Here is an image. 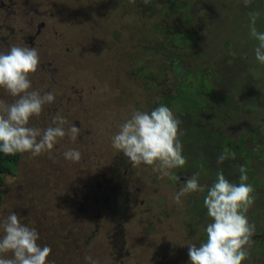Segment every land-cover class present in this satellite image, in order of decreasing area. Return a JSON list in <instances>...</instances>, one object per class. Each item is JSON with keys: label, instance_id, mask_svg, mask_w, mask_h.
I'll list each match as a JSON object with an SVG mask.
<instances>
[{"label": "rangeland", "instance_id": "374dc122", "mask_svg": "<svg viewBox=\"0 0 264 264\" xmlns=\"http://www.w3.org/2000/svg\"><path fill=\"white\" fill-rule=\"evenodd\" d=\"M171 1L151 0L145 5L142 0H0V52L14 45L36 48L40 64L30 76V90L55 95V101L39 117L31 118L28 126L44 129L59 114L67 121L65 129L75 124L81 130L74 143L67 135L58 139L52 149L54 159L47 153L21 154L1 186L0 221L15 212L21 223L35 227L37 243L51 248L48 264H87V255L99 264H190L188 245L199 246L206 240L205 228L211 220L199 214L201 209L193 201L204 193L183 197L182 205L173 200L184 181L198 172L191 167L190 156H184L183 168L172 170L179 180L159 178L151 166L133 167L111 144L133 110L150 112L176 92L174 87L181 81L170 70L173 59L167 50L171 46L163 42L175 26L203 36L179 54L177 62L190 71L214 65L218 69L217 38L230 39L234 49L246 47L241 54L247 68L238 61L234 71L232 65L230 71L219 70L242 97V107L233 108L219 122L226 129L234 125L232 135L247 131L243 126L264 129V65L255 59L258 41L249 34L253 15H257V30L264 32V0H251L248 6L243 0H173L183 4L181 13ZM186 15L191 19L181 20ZM165 29L167 34L161 32ZM152 76L165 83H155ZM229 86L225 89L231 91ZM14 99L0 89V100L10 104ZM166 106L181 121L179 127L187 128L191 120L181 111L188 107L177 108L171 102ZM208 110L210 106H204L195 116L200 121ZM179 140L186 147L188 143ZM255 143L248 147L247 141V149L264 150V135ZM69 149L80 151L79 162L64 159ZM244 157L236 154L238 164L233 165L232 159L225 160V168L239 169ZM249 159L247 164L253 167L262 162L259 155ZM261 171L264 176V168ZM198 179L201 185L210 183ZM260 191L262 199H254L246 214L255 225L252 237L264 229V191ZM260 212L259 220L251 215ZM260 234L251 246L258 250L249 252L242 263L264 264V233Z\"/></svg>", "mask_w": 264, "mask_h": 264}, {"label": "clouds", "instance_id": "9594fccd", "mask_svg": "<svg viewBox=\"0 0 264 264\" xmlns=\"http://www.w3.org/2000/svg\"><path fill=\"white\" fill-rule=\"evenodd\" d=\"M135 3V0H130ZM148 5L151 0H142ZM248 6L251 0H243ZM257 15L250 18L249 34L258 41L254 48L257 62L264 65V32L256 28ZM40 64L36 48L11 46L7 52H0V89L15 98L12 103L0 100V153L5 156L30 153L37 157L47 153L50 159L52 149L58 139L69 137L75 142L80 135V128L72 124L67 129L66 119L57 114L51 118L48 127L41 129L29 127L33 117H39L46 105L55 101L52 92L32 89L30 76ZM181 121L166 105L160 104L150 112L133 110L130 118L119 126L111 138L112 148L122 153L133 166L141 164L151 166L159 178L173 176L172 170L183 168L186 159L182 155V143L179 140ZM67 161L77 163L81 153L69 149L63 153ZM236 153L225 147L219 154L216 163L221 165L225 160L235 159ZM239 183H231L223 172H218L211 186L199 183V172L184 181V186L173 197L177 205H182V198L193 192L204 193L203 206L211 222L205 228L206 240L188 245L190 264H242L248 259L255 233V225L249 223L247 212L254 203L255 189L247 183V169H239ZM0 264H48L47 257L51 248L41 247L37 241L39 233L35 227L23 223L17 213L12 212L0 221ZM11 253V258L5 254ZM87 264H99L92 256L84 257Z\"/></svg>", "mask_w": 264, "mask_h": 264}, {"label": "trees", "instance_id": "16d2710c", "mask_svg": "<svg viewBox=\"0 0 264 264\" xmlns=\"http://www.w3.org/2000/svg\"><path fill=\"white\" fill-rule=\"evenodd\" d=\"M171 4L176 5L174 8L175 10L179 11L180 13L182 12L184 7L181 2L172 0ZM181 20L188 21L186 16H184ZM209 21L211 22V17ZM180 24L183 23L180 22ZM214 26L215 25H212L211 22L210 27L212 28ZM167 31L169 30L166 29L165 32ZM161 32L165 33L164 30ZM195 39L202 41L203 36L199 35L197 37V35L192 34V32H185L178 28L173 34L169 35V37L163 41L164 43H167L171 46V48L167 50L169 57L173 59L171 62L172 69L170 70L173 73V76H178L181 82L178 86L174 87L176 92L164 97L162 104L166 105L168 102H171L173 105H176L177 108L180 106L188 107L187 110H183L181 113L186 114L184 116H187V118L191 120L187 128L184 126L179 127L181 133L179 138L188 143L186 144V147H183V149L187 152L183 153L182 155L186 157L190 156L188 157V161L190 162L191 167L197 169L201 178L206 179V181L209 180L210 183L207 186L212 185L216 179L217 173L221 171L227 180H229L231 183L238 184L240 182L239 169L241 166L245 167L247 169L248 175L247 183L251 184L255 189L253 193L254 199L260 201L262 199L260 190L264 191V176L262 174L261 176L259 175V173L262 172L261 169L264 168V150H261L257 153H252V149H247L246 145L247 141H250L251 143V145L248 147H253L255 144H257L258 142L255 143V141L263 137L264 129H261L258 125L253 127L252 125L243 126V128L247 129V131L237 135H232V133H234L233 130L235 126L232 125V129H226L223 123L219 122V119L226 117L229 113H231L233 108L238 109L242 107L241 95L232 85L229 86L231 83L225 77L226 73L223 71H230L227 69L230 65H232L233 70L235 62L237 63L238 61H242L247 68L248 63L244 60L246 58L243 54H241L243 51L242 49H245L246 47L234 49V46L232 45L233 42H231L230 39L227 40L217 38L215 41V53L218 56V69H216V66L214 65L212 68L190 71L189 68L180 65L177 60L184 46H192V42ZM220 41L223 42V45L220 44ZM159 67H163V64H160ZM220 69H223V71H219ZM198 71L201 73L199 76L197 74ZM144 72L146 74L151 73L146 70ZM191 73L194 75V78L191 77ZM215 73L216 76L214 78H210ZM242 73L244 76L248 75L246 71H243ZM150 79H154V82H157L158 84L165 83L164 81L155 80L156 76L155 78L152 76ZM225 83L229 84L225 86ZM228 86L232 88L231 91L225 89L228 88ZM199 96L204 97L205 99H200ZM207 105L210 106V110H208L206 113L207 116L199 121L197 116H195V113L196 111L201 113V110H203L204 106ZM255 107L257 106H253V108ZM225 147L236 154L242 153V155L245 156L244 161L239 169L234 171L228 170L225 168L228 165V163L225 161L221 165H217V163L213 165L214 162L212 160H217L219 154ZM258 155L262 157V162L255 167L249 166L247 164V162L250 160L249 158H256ZM20 156L21 154H17L15 156H5L3 153H0V203L2 201L1 186L4 183V175L13 173L19 162ZM229 163L232 165L238 164L235 159H232V162ZM256 170H259V173ZM256 191H258L259 195L256 194ZM205 195L206 191L204 192V195H198L194 197L193 201H195V204H197L199 209H201L198 210L199 214L203 218L211 220V218L207 216V210L203 206V198ZM256 205H258L257 202ZM251 215L253 218L259 219V217L262 216V213L260 212L259 215L251 213ZM256 240L258 239L252 237L253 242ZM261 243V245L264 244V242ZM249 250V252H254L258 249L250 247ZM259 251L262 252V249H259ZM256 261H258V258ZM242 264L247 263L243 262Z\"/></svg>", "mask_w": 264, "mask_h": 264}, {"label": "flooded vegetation", "instance_id": "af4514ba", "mask_svg": "<svg viewBox=\"0 0 264 264\" xmlns=\"http://www.w3.org/2000/svg\"><path fill=\"white\" fill-rule=\"evenodd\" d=\"M186 18L189 20V19H191L190 17H188V15H186ZM184 26L183 25H180V26H175L174 28H172L174 31L172 32V31H170V32H172V33H170V35L171 34H173L174 32H175V30L176 29H181V28H183ZM166 30V29H165ZM165 30H164V32H165ZM181 30H183V29H181ZM183 31H185V30H183ZM167 32H169V31H167ZM167 32H165V34H167ZM185 32H191V31H185ZM169 37V35L167 36V38ZM166 97V96H165ZM222 144V143H221ZM222 146H223V144H222ZM257 208H258V206H257ZM263 213H264V211H262ZM259 219H261V216L259 217ZM258 219V220H259ZM260 231H262L263 233H264V229H261ZM260 231H258L259 233L258 234H256L254 237L257 239L258 238V236H261V234H260ZM259 240V239H258ZM261 260H259L257 263H259Z\"/></svg>", "mask_w": 264, "mask_h": 264}]
</instances>
